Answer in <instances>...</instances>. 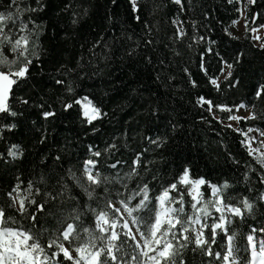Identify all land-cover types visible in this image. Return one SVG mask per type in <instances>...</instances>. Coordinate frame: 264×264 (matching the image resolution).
<instances>
[{
	"label": "trees",
	"instance_id": "trees-1",
	"mask_svg": "<svg viewBox=\"0 0 264 264\" xmlns=\"http://www.w3.org/2000/svg\"><path fill=\"white\" fill-rule=\"evenodd\" d=\"M242 9L246 30L239 37L230 26ZM9 11L19 12L16 24L26 22L32 31V64L7 101L15 115L0 113V206L7 208V193L17 184L21 195H27L31 182L30 198L46 207L40 217L48 230L42 239L46 243L57 221L73 207L83 227L94 230L96 213L112 216L108 200H126L146 184L153 208L156 197L187 169L190 179L205 181L197 208L207 206L212 216H201V224L218 217L208 203L216 199L211 186L228 184L219 196L225 203L242 207L246 199L252 205L228 226L236 235L237 264H248L246 236L255 229L257 237H264L259 231L264 229V163L250 151L244 135L247 129L264 135V35L256 44L251 33L264 24V0H135V5L133 0H19L16 5L0 0V12ZM5 54L14 58L7 48ZM23 62L21 57L12 71ZM228 72L232 75L225 79ZM82 98L99 109L100 118L88 123L76 103ZM239 105L255 118H240L239 128L229 127L223 120L233 117ZM45 112L54 115L45 118ZM10 151L17 153L15 158ZM97 151L99 157L93 155ZM89 159L97 162L93 174L99 171L111 181L97 188L92 200L69 179L71 170L85 183L83 167ZM133 167L135 173L129 175ZM62 184L68 185L67 192ZM177 186L184 192L185 213L193 216L190 184ZM69 196L75 200L65 202ZM33 211L35 206H30L29 213ZM7 214L15 221L9 227L30 226L14 208H7ZM134 215L149 221L154 212L144 209ZM133 226L140 240L137 228L144 231V226ZM117 232L115 264H141V257L133 259L139 253L135 242L119 226ZM226 243L220 233L211 247L223 255ZM65 244L76 247L75 242ZM193 248H182L177 259L184 264H226ZM57 259L63 261L62 254Z\"/></svg>",
	"mask_w": 264,
	"mask_h": 264
},
{
	"label": "snow or ice",
	"instance_id": "snow-or-ice-1",
	"mask_svg": "<svg viewBox=\"0 0 264 264\" xmlns=\"http://www.w3.org/2000/svg\"><path fill=\"white\" fill-rule=\"evenodd\" d=\"M18 2L19 0H10L12 5H16ZM175 2L179 4L180 0H175ZM133 4L135 5V0H133ZM24 10L29 11L27 8ZM30 11H36V9H30ZM19 15V12L16 14L11 11L7 13L0 12V69L8 68L7 72L0 70V113L6 112L11 115H15V113L11 112L7 101L12 93L13 85H17L21 80L27 78L28 66L32 64V59L29 58L32 31L28 28V23L26 22L21 21L19 25L16 24ZM180 35H183V33H180ZM6 48L13 54L14 58L12 60H9L5 54ZM21 57L24 62L17 70L12 71V66ZM227 68H232V65L227 64ZM231 75L232 73L228 72L225 79ZM57 83L63 82L57 81ZM212 83L215 84L216 81L213 80ZM260 95L261 92H257V96ZM22 102L27 103V101ZM76 103H79V101H76ZM66 107L71 108L72 105L68 104ZM43 115L47 118L54 115V113L45 112ZM84 115L88 118V123H91L92 120L100 118L101 114L99 109L93 108L91 116H89L87 111H85ZM248 118L254 119L255 116ZM152 142L155 143V141ZM113 147L115 146L113 145ZM9 155L15 158L17 153L10 151ZM93 155L99 157L101 153L97 151ZM138 163L139 158L134 161V165ZM261 163H264V153H261ZM117 164H113L111 167L115 168ZM96 167L97 162L95 160L89 159L86 161L83 167L85 183H81L80 178L69 170V179L86 193L89 200L94 199L97 188L102 184L111 182L108 177H101L99 171L93 174V170ZM133 173H135V167H133L132 173H129V175ZM204 183L203 179L190 180L189 171L185 169L183 175L176 183L170 184L156 197L157 205L153 208H149V204L152 201L148 195V186L145 184L142 188L130 194L126 200L118 201L119 206H117V203L108 200L106 207L112 209V216L110 218L109 213L106 211L96 213L94 230L83 227L81 215L73 207L67 216L57 221L58 226L48 236L46 243H42V239L48 230L43 227L40 219L41 215L46 212L45 203H38L36 199L30 198L33 195L31 182L27 186V195H21L20 185L17 184L7 193L9 197L7 208H14L22 216L29 219L31 223L27 229L9 227V222L15 221H13L12 216L7 214V208L0 206V264H63V261H69L71 264H115L118 257L114 254L113 249L116 252L120 250L119 246L113 243L119 240L121 236L120 232L115 231L118 226L122 229H127L126 232H123V235L136 241L137 248H151L153 252L157 253L149 256L147 251H141L137 256L133 257L134 260L142 256L147 257L153 264H184L182 258L177 259L181 257L180 250L187 248L189 244H193V251L199 250L204 255L214 256L217 259L229 262V264H237L235 256L237 248L234 244L236 235L230 233L228 226L233 223L232 217L242 218L244 210L251 211L252 205L246 199L242 201V207L225 203L223 199H214L208 203L220 215L214 219L212 224L207 222L201 224V216L206 220L212 216V213L208 211L207 206L197 208L200 200L194 195L192 200L196 201V203L191 204L193 216H188L184 208V192L177 185L186 186L191 184L193 189H195L197 185H203ZM62 188L64 192L69 190L66 184H62ZM227 188V183L222 188L212 186V194L214 197H219L221 192ZM105 191L107 192L106 188ZM64 192H61L60 195H63ZM174 192L178 193V195H171ZM36 194H39V189H36ZM47 195L49 199H56L51 193ZM137 197H139L137 203L129 206L130 202L136 200ZM72 200H75V197L69 196L65 202ZM174 204H178L179 207H172ZM30 206H35V211L29 213ZM144 209L154 212V216L150 217L149 221L134 215V213ZM92 211L95 212V209H92ZM124 213L128 217H132L131 223L133 225L142 224L144 226V231L137 228L140 241L143 242L142 244L137 241L136 235L129 228V221L124 219ZM121 220H123L122 224H120ZM196 224L200 225L198 229L193 227ZM38 225L40 226L39 228L37 227ZM177 226H179V231ZM110 229L112 230L111 232H109ZM205 230H208L207 235H205ZM256 231L254 229L253 234L246 236L250 249L248 264H264V237H257L255 235ZM259 231L264 232V229ZM105 233H108V235H104ZM190 233L195 234L191 235ZM220 233H223L227 241L226 254L223 255L220 252H214L211 247L217 244V236ZM97 241H100L99 245ZM65 242L69 246L75 242L76 247L70 250L69 247L65 246ZM153 244L156 245L155 248L152 247ZM52 249L54 250L49 253L48 250ZM73 251L76 256H73ZM61 254L63 261L57 259Z\"/></svg>",
	"mask_w": 264,
	"mask_h": 264
},
{
	"label": "rangeland",
	"instance_id": "rangeland-1",
	"mask_svg": "<svg viewBox=\"0 0 264 264\" xmlns=\"http://www.w3.org/2000/svg\"><path fill=\"white\" fill-rule=\"evenodd\" d=\"M245 30H246V20H245L244 9H242V12H241V15H240L239 19L231 24L230 31L234 35L241 37V36L244 35ZM251 33H252V38H253L254 42L256 44H260V38L264 35V24L252 28ZM5 72H7V70H5ZM78 101H79V104L81 106V110H82L83 115H84L85 111H87L89 113V116H91L92 115V109L95 108L92 105V103L87 98H82V99H79ZM249 116H250L249 109H247L243 105H239L236 108L234 116L231 117L228 120H223V121H224V123H226L228 125H231V126H233L235 128H239L238 127V120L240 118H247ZM244 135H245L246 142H247V145H248L250 151L253 152L256 156H258L261 159V153H264V135L261 134L260 132H258L257 130H254V129H247L244 132ZM252 150H258V151H252ZM189 179H190V177H189ZM190 180H192V179H190ZM190 186L191 187H190L189 193H190L191 198H192V196L195 195V196H197V199L200 200V202H201V191H200V188H201L202 185H197L195 187V189H193V185L190 184ZM211 194H212V186H211ZM216 199H220V198L216 197ZM194 203H196V201H194ZM172 207H173V205H172ZM219 215H220V213H218V216ZM124 219L129 221V228H131L132 233L134 235H136L137 241H140L138 236H137V233H136V231L134 229L133 224L130 222V220L125 215H124ZM199 227H200L199 224L195 225V228L198 229ZM124 230L127 231V229H124ZM109 231L111 232L112 230L110 229ZM115 231H117V229H115ZM134 242H135V245H136V241H134ZM140 242H141V244L143 243L142 241H140ZM65 246L68 247L66 244H65ZM152 247L155 248L156 245L153 244ZM71 249L72 248H70V250ZM136 249H137V251L139 253L141 251H147L149 256H153V255L157 254L156 252H153L151 250V248H137L136 247ZM72 254H73V256H76V253L74 251L72 252ZM141 262H142L141 264H153V262L148 260L147 257H142V256H141ZM226 264H229V262L226 261Z\"/></svg>",
	"mask_w": 264,
	"mask_h": 264
}]
</instances>
